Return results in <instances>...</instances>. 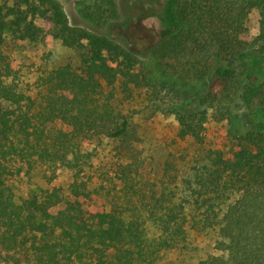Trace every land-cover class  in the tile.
I'll return each instance as SVG.
<instances>
[{
  "label": "trees",
  "instance_id": "1",
  "mask_svg": "<svg viewBox=\"0 0 264 264\" xmlns=\"http://www.w3.org/2000/svg\"><path fill=\"white\" fill-rule=\"evenodd\" d=\"M120 3L77 0L90 29L57 0H0V264H158L189 230L201 237L198 264H264V0H160V40L140 55L109 33L127 27ZM44 35L78 65L39 76L33 91L3 47ZM141 92L169 104L199 156L209 118L227 124L230 150L205 152L182 179L168 161L145 178L126 111ZM104 139L115 141V180L90 190ZM38 166L46 187L16 202L11 181ZM61 173L66 188L52 185Z\"/></svg>",
  "mask_w": 264,
  "mask_h": 264
},
{
  "label": "rangeland",
  "instance_id": "2",
  "mask_svg": "<svg viewBox=\"0 0 264 264\" xmlns=\"http://www.w3.org/2000/svg\"><path fill=\"white\" fill-rule=\"evenodd\" d=\"M57 1L62 5L71 24L92 29L79 17L77 0ZM159 5L160 0H121V19L123 22L127 19L125 24L127 27L112 26L109 28L110 35L116 39L124 38L138 55L145 53L160 40V20L157 14ZM258 19L256 12L247 19L251 36L258 33ZM37 23L39 24V21ZM3 51L20 69V79L24 86L30 87L33 91L36 90L35 81L39 76L66 63H70L73 67L78 65L77 54L73 49L63 46L59 40L51 39L46 35L36 43L7 41ZM127 110L130 115V125L135 129L139 139L136 149L145 162L143 164L145 178H160L164 164L168 161L175 168L168 172L177 173L182 179L184 175H190L193 166L206 163L205 152L220 150L226 153L230 150L226 137L228 126L225 122L218 123L209 118L205 124L204 144L201 147L203 153L199 156L200 151L190 140L181 141L177 137V121L170 112L169 104L153 102L145 92H141L126 105ZM114 146L115 141L106 139L93 144L94 157L85 172L90 190L94 188L101 190L107 185H113L116 168V159L113 157ZM43 174V168L38 166L29 175H20L11 181L10 186L15 201L20 202L45 188ZM69 179L67 173H61L52 185L66 188ZM103 202L101 198L98 199L97 206L101 207L104 205ZM156 230L154 226H149L148 235H156ZM201 248V237L189 230L186 240L180 243V247L165 251L158 264H198L202 255Z\"/></svg>",
  "mask_w": 264,
  "mask_h": 264
}]
</instances>
